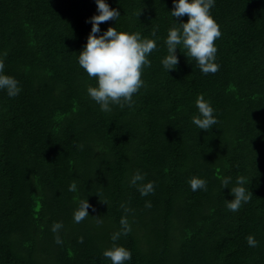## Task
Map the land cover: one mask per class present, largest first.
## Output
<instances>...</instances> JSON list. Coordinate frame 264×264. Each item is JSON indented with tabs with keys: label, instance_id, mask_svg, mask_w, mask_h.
Masks as SVG:
<instances>
[{
	"label": "trees",
	"instance_id": "obj_1",
	"mask_svg": "<svg viewBox=\"0 0 264 264\" xmlns=\"http://www.w3.org/2000/svg\"><path fill=\"white\" fill-rule=\"evenodd\" d=\"M106 2L121 15L101 33L157 43L133 105L110 112L88 97L96 81L77 63L95 0H0V59L20 85L15 97L0 91V264H111L102 252L113 243L130 250L125 264H264V0H215L219 68L207 75L182 47L175 68L161 66L167 30L187 20L171 17L172 0ZM197 95L214 109L209 130L191 122ZM137 170L153 193L129 185ZM193 176L206 190H191ZM237 176L252 195L232 212ZM85 198L89 216L75 223ZM122 216L131 231L113 242Z\"/></svg>",
	"mask_w": 264,
	"mask_h": 264
},
{
	"label": "clouds",
	"instance_id": "obj_2",
	"mask_svg": "<svg viewBox=\"0 0 264 264\" xmlns=\"http://www.w3.org/2000/svg\"><path fill=\"white\" fill-rule=\"evenodd\" d=\"M173 7L170 15L173 18H181L187 15V20L177 22L167 30L164 44L167 48L160 63L165 71L175 68L178 63L176 55L177 48H183L187 57L195 60L196 66L202 74L215 73L219 65L216 63L217 47L214 43L221 36L218 23L211 14L215 0H172ZM96 13L86 19L91 24L86 43L79 51L77 63L89 78H94L95 85H88L86 92L88 97L98 104L101 111L110 112L112 105L123 108L125 105L131 107L134 103L133 94L144 85L141 78L144 68L150 66L148 55L157 47L155 39L142 37L140 32L118 31L114 26H109L101 33L100 24L107 21H116L121 15L115 7H110L106 0H95ZM153 32L152 36L155 37ZM6 55V53L0 54ZM0 91L6 92L8 97H15L20 92L19 82L11 75L4 72V63L0 59ZM197 115L191 117V122L198 129L209 130L217 124L214 109L210 102L202 95L195 99ZM145 174L135 171L129 178V185L137 187L141 197L154 192V182L144 181ZM231 182L230 177L221 179L222 188ZM192 191L197 189L206 190L207 184L203 178L193 176L188 181ZM247 178L237 176L235 184L229 188L232 199H225L226 208L232 212L240 209L241 205L247 203L252 193L244 186ZM75 182L68 185V191L75 192ZM105 202V201H104ZM106 203V202H105ZM91 207L85 198L79 202V206L73 212V221L79 223L89 216L88 209ZM125 212L129 209L121 205ZM145 207H151L150 201H145ZM97 223H102L97 220ZM120 229L111 235L113 242L121 236H127L131 226L125 216L119 221ZM63 227L61 222H54L51 231L56 234L54 242L61 244L63 241L58 235ZM247 243L251 247H258L253 236L247 237ZM102 255L111 261V264H125L131 260V252L122 245L113 243V246L103 250Z\"/></svg>",
	"mask_w": 264,
	"mask_h": 264
}]
</instances>
